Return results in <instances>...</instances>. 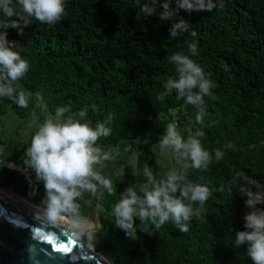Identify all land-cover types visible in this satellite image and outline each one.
I'll return each mask as SVG.
<instances>
[{
    "label": "trees",
    "instance_id": "1",
    "mask_svg": "<svg viewBox=\"0 0 264 264\" xmlns=\"http://www.w3.org/2000/svg\"><path fill=\"white\" fill-rule=\"evenodd\" d=\"M144 2L65 0L64 15L55 25L32 19L22 32L7 30L8 39L18 43L17 50L29 62L27 74L14 86L32 96L27 108L0 97V150L5 148L7 161L24 165L30 144L3 136L4 118L11 112L36 126L58 107H68L70 113L87 109L86 120L93 127L111 114V135L101 137L97 146L114 158L131 141L160 139L169 123L177 126L185 116L177 126L181 135H203L198 128L204 129L207 137L200 143L212 156L206 169L187 168L190 181L206 184L212 192L203 218H193L187 232L169 220L150 236L139 233L135 240L115 226L113 207L129 184L145 182V165L157 179L166 173L150 148L133 147L107 172L114 194L105 191L99 197L101 228L92 234V244L110 264H252L247 246H235L233 228L243 230L247 209L231 181L240 173V183L252 178L264 184V0H220L222 6L211 12L180 10L177 19L182 17L191 27L175 39L169 35L172 21L159 19V6L156 15L144 19ZM12 6L22 15L17 0ZM171 7H176L175 0ZM9 22L0 11V29ZM193 41L198 43L195 56L188 50ZM175 52L198 63L215 85L204 97L203 124L195 123L197 109L175 91L157 99L166 91L167 79L177 76L175 65L167 61ZM37 93L42 97L39 107ZM217 148L224 152L220 161L215 159ZM132 152L138 153L136 172L124 174L121 170ZM108 162L97 166L101 175ZM0 187L38 205L44 196L42 184H30L3 168ZM93 196L86 192L77 201L84 222Z\"/></svg>",
    "mask_w": 264,
    "mask_h": 264
},
{
    "label": "clouds",
    "instance_id": "2",
    "mask_svg": "<svg viewBox=\"0 0 264 264\" xmlns=\"http://www.w3.org/2000/svg\"><path fill=\"white\" fill-rule=\"evenodd\" d=\"M17 3L22 12L19 16L12 6L13 0H0V11L10 20L0 29V97H7L19 107L27 108L32 93L22 88L17 90L14 82L27 74L29 62L17 50L18 43L8 39L7 30L19 29L22 32L24 27L30 26L32 19L55 25L64 15L65 0H17ZM172 3L173 0H163L162 3L161 0H145L141 11L147 19L157 14L159 6L162 9L159 19L172 21L169 35L175 39L191 27L182 17L177 19L180 10L188 13L211 12L218 7L220 0H175V8L171 7ZM13 16L17 19H11ZM191 35H197L195 30ZM188 50L192 56L197 55L198 43L191 42ZM167 61L175 65L177 76L167 79L164 85L166 91L157 99L175 91L178 98H183L186 104L197 109L195 123L203 124L206 114L204 97L211 95L214 83L205 75L204 69L187 55L175 52L167 57ZM36 99L39 107L42 101L39 93ZM67 113H70L68 107H58L54 115L49 113L43 123L38 124L24 154L23 164L25 172L31 173L27 176L29 183L43 185L44 196L37 206V215L52 223L66 216L74 226H78L82 217L77 201L84 193L95 195L106 191L109 195L114 194L111 179L97 170L98 165L103 167L106 161L114 159L112 152L97 146L101 137L111 135L113 117L109 114L93 127L86 120L87 109ZM156 146L161 154L170 152L191 163L167 170L162 179H157L145 165V182L129 184L120 193L113 207L115 226L132 240L137 239L139 233L150 236L153 229L159 230L169 220L181 232H187L193 218H203L206 202L212 195L206 184L188 179L189 166L197 170L206 169L212 161V156L202 147L199 139L195 136L185 139L176 124L169 123ZM223 156V150L217 148L215 159L220 161ZM231 184L237 187L247 209L242 217L243 230L233 228L235 246L246 245V255L252 264H264V184L252 178L240 183V173L233 177Z\"/></svg>",
    "mask_w": 264,
    "mask_h": 264
},
{
    "label": "water",
    "instance_id": "3",
    "mask_svg": "<svg viewBox=\"0 0 264 264\" xmlns=\"http://www.w3.org/2000/svg\"><path fill=\"white\" fill-rule=\"evenodd\" d=\"M185 116L178 119L177 126ZM190 123L188 126H193ZM186 127V126H184ZM202 136H195L199 141L207 137L204 129L198 128ZM158 140L141 143L131 141L121 156L109 161L103 175L109 168L124 160L133 147L147 149L158 144ZM176 164V156L171 154ZM187 161L181 159L183 166ZM105 191L93 196L91 210L81 228L63 222L52 223L37 215V210L23 200L0 192V264H110L96 255L88 246V238L101 228L99 197ZM61 219L69 220L62 217Z\"/></svg>",
    "mask_w": 264,
    "mask_h": 264
},
{
    "label": "rangeland",
    "instance_id": "4",
    "mask_svg": "<svg viewBox=\"0 0 264 264\" xmlns=\"http://www.w3.org/2000/svg\"><path fill=\"white\" fill-rule=\"evenodd\" d=\"M36 122L25 123L18 115L11 112L6 118H4L3 136L8 141L20 140L22 144H30L31 138L37 130ZM197 136H202L201 134ZM154 152L158 161L161 163L165 172L172 168H178L177 165H181V158L176 156V164L172 162L170 152L167 154H161L158 147L154 146L150 148ZM138 158L137 152H132L128 163L122 168L121 172L124 174H134L136 172V162ZM3 164L0 163V170H2ZM97 170H99L97 168ZM100 171V170H99ZM15 193V192H14ZM72 221V220H70ZM78 223H84L83 220H79ZM88 246L98 256L108 261L106 257L98 253L92 244V234L88 238ZM109 262V261H108Z\"/></svg>",
    "mask_w": 264,
    "mask_h": 264
},
{
    "label": "built area",
    "instance_id": "5",
    "mask_svg": "<svg viewBox=\"0 0 264 264\" xmlns=\"http://www.w3.org/2000/svg\"><path fill=\"white\" fill-rule=\"evenodd\" d=\"M0 163L3 164V169L12 173V174H16L21 178H27V176L31 173H26L25 169H24V165L22 164H17L13 161H7L5 159V150L1 149L0 150ZM33 180H34V175H33Z\"/></svg>",
    "mask_w": 264,
    "mask_h": 264
},
{
    "label": "bare ground",
    "instance_id": "6",
    "mask_svg": "<svg viewBox=\"0 0 264 264\" xmlns=\"http://www.w3.org/2000/svg\"><path fill=\"white\" fill-rule=\"evenodd\" d=\"M0 192H3V193H6L8 195H11L13 197H16V198H19L21 200H23L24 202L28 203L31 205V207H33L34 209L37 210V206L38 204H35L33 203L32 201H30L29 199L17 194V193H14L13 191H10V190H7L5 188H1L0 187ZM60 222H63V223H66V224H71V225H74L73 224V221H70V220H64V219H61ZM84 223H78V227H81V228H87V226L83 225Z\"/></svg>",
    "mask_w": 264,
    "mask_h": 264
},
{
    "label": "crops",
    "instance_id": "7",
    "mask_svg": "<svg viewBox=\"0 0 264 264\" xmlns=\"http://www.w3.org/2000/svg\"><path fill=\"white\" fill-rule=\"evenodd\" d=\"M15 141H17V140H15ZM18 142H20V140H18ZM2 149H4V150H5V148H2Z\"/></svg>",
    "mask_w": 264,
    "mask_h": 264
}]
</instances>
